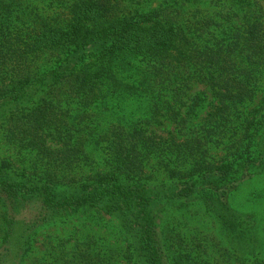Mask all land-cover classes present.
<instances>
[{
	"label": "trees",
	"instance_id": "1",
	"mask_svg": "<svg viewBox=\"0 0 264 264\" xmlns=\"http://www.w3.org/2000/svg\"><path fill=\"white\" fill-rule=\"evenodd\" d=\"M258 178L264 0H0V264H264Z\"/></svg>",
	"mask_w": 264,
	"mask_h": 264
},
{
	"label": "rangeland",
	"instance_id": "2",
	"mask_svg": "<svg viewBox=\"0 0 264 264\" xmlns=\"http://www.w3.org/2000/svg\"><path fill=\"white\" fill-rule=\"evenodd\" d=\"M153 6H155V3H153ZM262 191H264L263 178L246 181L242 184L241 189L235 193L232 203L235 207L242 211L256 212L255 214L260 220V227L262 229L261 234L264 237V200L257 197V195ZM74 222L77 227H81L83 226L85 219L82 216L81 218L74 220ZM204 225H206V228H203L205 231L215 232V230L211 228V224L207 225L206 223ZM65 231L67 233L70 230L66 228L63 232ZM96 233L108 238L107 242L111 245L114 244L117 247H122L124 245L123 236L114 221H102L97 227Z\"/></svg>",
	"mask_w": 264,
	"mask_h": 264
}]
</instances>
